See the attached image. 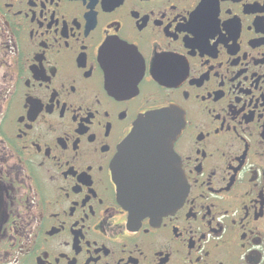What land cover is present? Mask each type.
<instances>
[{"label":"flooded vegetation","instance_id":"obj_1","mask_svg":"<svg viewBox=\"0 0 264 264\" xmlns=\"http://www.w3.org/2000/svg\"><path fill=\"white\" fill-rule=\"evenodd\" d=\"M169 106L187 192L133 220L120 146ZM0 264H264V0H0Z\"/></svg>","mask_w":264,"mask_h":264},{"label":"water","instance_id":"obj_2","mask_svg":"<svg viewBox=\"0 0 264 264\" xmlns=\"http://www.w3.org/2000/svg\"><path fill=\"white\" fill-rule=\"evenodd\" d=\"M184 120L169 106L141 114L120 146L118 191L131 218L162 217L179 206L187 192L174 142Z\"/></svg>","mask_w":264,"mask_h":264}]
</instances>
